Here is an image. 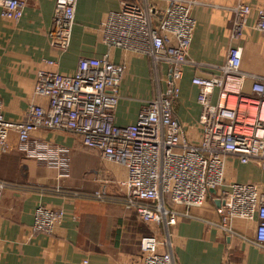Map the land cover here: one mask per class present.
Instances as JSON below:
<instances>
[{
	"label": "built area",
	"instance_id": "1",
	"mask_svg": "<svg viewBox=\"0 0 264 264\" xmlns=\"http://www.w3.org/2000/svg\"><path fill=\"white\" fill-rule=\"evenodd\" d=\"M77 1L55 0L49 44L59 52L70 47ZM162 1L167 7L160 13L150 0H122L120 9L108 13L99 30L107 48L151 61L157 91L140 108L135 122L126 126L115 123L124 66L112 63L109 54L80 58L72 75L37 72L33 92L47 103L30 104L22 120H6L0 101V152L9 150L13 132L19 153L55 165L60 177L68 178L69 150L46 139H33L38 131L67 133L79 137L82 145L98 152L101 159L124 168L126 177L120 183L124 188L123 207L134 211L151 231L140 240L135 264H175L171 252L162 249L165 242L159 231L169 237L179 219L190 218L189 210L202 207L208 199L219 204L215 212L220 222L211 225L228 235H236L231 227L234 220L256 219L254 245L264 251V192L256 184L225 181L229 158L241 165L255 164L264 173V77L243 72L241 48L230 47L216 75L191 81L199 91L196 100L201 107L196 137H191L177 119L174 107L190 59L195 29L191 11L198 3ZM26 5L24 0H0L1 19L18 23ZM231 11L236 40L252 12L245 4ZM257 12L256 26L264 33V9ZM155 19L160 21L154 24ZM162 66L168 69L164 76ZM248 79L252 83L250 91L245 92ZM7 187L0 182V194ZM94 196L101 198L100 193ZM64 217L60 208L38 205L32 231L52 235Z\"/></svg>",
	"mask_w": 264,
	"mask_h": 264
},
{
	"label": "crops",
	"instance_id": "2",
	"mask_svg": "<svg viewBox=\"0 0 264 264\" xmlns=\"http://www.w3.org/2000/svg\"><path fill=\"white\" fill-rule=\"evenodd\" d=\"M24 1L27 5L18 23L0 17V101L4 118L20 121L30 104L47 103L33 92L37 72L72 75L80 58L109 54L110 61L123 65L126 72L115 123L126 126L135 122L140 108L157 91L156 84L154 93L149 95L151 61L107 48L99 31L107 14L120 9L122 0H78L66 52L49 44L55 0ZM196 1L198 4L191 11L195 29L190 59L174 107L177 119L191 137L196 135L201 108L196 100L199 91L191 81L194 77L216 75L230 47L241 48L243 72L264 77V33L256 26L257 10L264 9V0ZM239 4L248 5L252 13L242 35L235 40L231 9ZM166 7L158 10L162 13ZM159 21L155 19L154 24ZM48 61L54 64L49 65ZM167 72V67L162 66L161 74ZM152 79L155 80L154 74ZM251 83L249 79L245 82V92L250 91ZM33 139H46L69 150V177H60L55 165L23 156L17 151L16 134H10L9 150L0 152V182L8 185L0 194V264H135L144 230L134 224H142L135 212L123 207L124 188L120 183L125 180V169L101 159L98 152L84 147L76 135L38 131ZM237 167H241L239 174ZM225 173L227 183H252L264 192V173L254 164L241 165L237 159L229 158ZM95 193H100L101 198H95ZM38 205L64 211L65 217L52 235L32 231ZM216 206L208 199L202 207L189 210L190 218L179 219L169 237L163 240L158 234L165 242L162 249L171 252L175 264H264V251L254 245L258 221L236 219L231 224L236 235H228L211 225L220 222Z\"/></svg>",
	"mask_w": 264,
	"mask_h": 264
},
{
	"label": "rangeland",
	"instance_id": "3",
	"mask_svg": "<svg viewBox=\"0 0 264 264\" xmlns=\"http://www.w3.org/2000/svg\"><path fill=\"white\" fill-rule=\"evenodd\" d=\"M151 1H152L151 4L155 5V7H157V8H163L164 9L166 7V3L162 0H151ZM153 74H155V73L151 72L150 81H149V86H150L149 87V95L150 96L154 93V90L156 89V82L154 79H152ZM195 137H196V135H195ZM254 167L257 170H259L260 172H262L257 165L254 164ZM240 168L241 167H237V173L239 172ZM134 224L137 226V228H141L144 230V234L141 235L139 242H138V244H140V240H141L142 236L143 237L148 236L151 233V231L148 229V227H146V226H144L138 222H135ZM171 233H172V230L169 231V234H171ZM159 234L161 235V238L164 240L165 236L167 235V232H165L161 229Z\"/></svg>",
	"mask_w": 264,
	"mask_h": 264
},
{
	"label": "water",
	"instance_id": "4",
	"mask_svg": "<svg viewBox=\"0 0 264 264\" xmlns=\"http://www.w3.org/2000/svg\"><path fill=\"white\" fill-rule=\"evenodd\" d=\"M210 193H212V194H213V193H215V192H214L213 190H211V191H210ZM216 205H218V206H219V204H218V203H216Z\"/></svg>",
	"mask_w": 264,
	"mask_h": 264
},
{
	"label": "trees",
	"instance_id": "5",
	"mask_svg": "<svg viewBox=\"0 0 264 264\" xmlns=\"http://www.w3.org/2000/svg\"><path fill=\"white\" fill-rule=\"evenodd\" d=\"M150 235V234H149Z\"/></svg>",
	"mask_w": 264,
	"mask_h": 264
}]
</instances>
